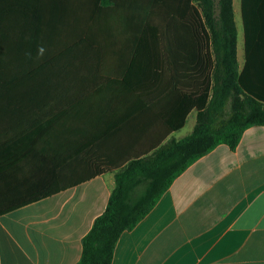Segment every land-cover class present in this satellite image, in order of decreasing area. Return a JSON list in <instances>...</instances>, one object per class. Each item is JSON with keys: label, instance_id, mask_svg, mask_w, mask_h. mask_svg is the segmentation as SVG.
<instances>
[{"label": "crops", "instance_id": "obj_1", "mask_svg": "<svg viewBox=\"0 0 264 264\" xmlns=\"http://www.w3.org/2000/svg\"><path fill=\"white\" fill-rule=\"evenodd\" d=\"M86 1L91 7L100 2ZM261 4L247 0V6ZM233 5L244 36V0ZM115 6L116 0L101 5L88 38L101 13ZM11 24L12 6L0 9V40ZM84 50L87 59L102 60L99 49L84 46L48 79L61 72L77 79ZM135 63L111 86L86 96L72 116L68 110L49 116L48 140L42 137L48 129L40 133L48 121L31 128L19 109L12 111L11 129L10 102L0 95V264H77L117 172L193 133L196 109L181 129L169 130L182 116L186 88L178 85L174 97L154 96L153 78L167 68ZM30 131L29 143H14ZM112 264H264V126L247 129L235 151L219 145L184 171L144 219L121 235Z\"/></svg>", "mask_w": 264, "mask_h": 264}, {"label": "trees", "instance_id": "obj_2", "mask_svg": "<svg viewBox=\"0 0 264 264\" xmlns=\"http://www.w3.org/2000/svg\"><path fill=\"white\" fill-rule=\"evenodd\" d=\"M194 1L199 10L195 30L208 74L199 82L198 90L186 89L182 116L169 123V130L181 129L192 109L198 112L195 129L183 140L172 139L117 172L105 211L82 240L77 264H112L121 235L144 219L184 171L219 145L235 151L247 129L264 126V56H260L256 44L257 27L261 26L255 16L247 15L251 7L244 0V28L250 50L241 68L233 0ZM102 4L106 5V0L93 7L86 0H0V9L12 6L13 17V24L7 26L0 40V95L10 102L11 129L16 120L12 111L16 109L23 112L25 121L35 113L46 112L45 97L33 98L38 83L87 46ZM21 96L27 99L15 105ZM32 133L14 143L26 145Z\"/></svg>", "mask_w": 264, "mask_h": 264}, {"label": "rangeland", "instance_id": "obj_3", "mask_svg": "<svg viewBox=\"0 0 264 264\" xmlns=\"http://www.w3.org/2000/svg\"><path fill=\"white\" fill-rule=\"evenodd\" d=\"M262 2L259 6H249L251 11L247 13L249 18L250 15L257 18L262 29L257 27L256 35L260 56H264V0ZM197 13L199 10L194 0H116L115 7L101 13L87 44L89 48L99 49L102 60L87 59L88 52L84 50L85 57L78 66L77 79L61 72L41 84L33 98L45 97L48 115L40 121H37L38 117L26 120V125L32 128L34 123L40 127L48 121L40 131L48 129L42 136L48 140V132L52 130L49 126L53 124L49 116L59 112L62 117L67 110L72 116L75 109L85 105L86 96L96 93L104 84L111 86L112 80L132 68L129 66L134 62L146 68L162 60L161 65L167 68L163 75L153 78L154 96L174 97L178 85L179 90L182 85L190 92L197 90L199 82L208 74L202 64L201 39L195 30ZM238 15V59L242 66L250 49ZM156 44L159 45L157 48ZM149 80L150 76L146 82Z\"/></svg>", "mask_w": 264, "mask_h": 264}]
</instances>
